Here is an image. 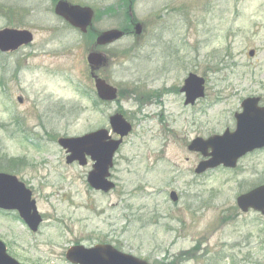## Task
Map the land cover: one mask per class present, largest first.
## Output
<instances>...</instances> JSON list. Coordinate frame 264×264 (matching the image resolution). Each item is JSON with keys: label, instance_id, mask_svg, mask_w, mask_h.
Returning <instances> with one entry per match:
<instances>
[{"label": "rangeland", "instance_id": "1", "mask_svg": "<svg viewBox=\"0 0 264 264\" xmlns=\"http://www.w3.org/2000/svg\"><path fill=\"white\" fill-rule=\"evenodd\" d=\"M54 1L0 0V31L34 35L0 53V172L32 190L44 219L33 233L17 212L0 210L10 255L70 264V248L109 244L149 264H264V217L236 205L264 185V150L201 176L203 158L188 150L196 138L234 129L246 98L264 103V0H134L147 29L141 42L98 48L110 59L98 75L120 92L114 103L98 99L90 75L94 34L58 18ZM68 1L97 12L95 30L129 27V0ZM191 73L206 80V97L186 107L180 89ZM117 113L133 131L111 171L116 188L104 194L87 183L91 165H68L57 140L112 134Z\"/></svg>", "mask_w": 264, "mask_h": 264}, {"label": "water", "instance_id": "2", "mask_svg": "<svg viewBox=\"0 0 264 264\" xmlns=\"http://www.w3.org/2000/svg\"><path fill=\"white\" fill-rule=\"evenodd\" d=\"M55 13L82 33H87L88 29L92 28L95 17L92 8L71 5L66 0L58 2ZM143 31V25L137 23L134 25L132 33L139 37ZM124 35L119 30L101 32L98 33L97 44H112ZM33 40V34L29 31L4 29L0 31V51L12 53L31 44ZM250 55L253 56L254 52H251ZM107 64L108 59L103 54L92 53L89 56L92 73ZM93 76L99 99L104 102L116 101L118 90L106 81ZM182 92L186 95L185 105H194L198 99L205 97V80L193 74L189 75ZM259 101V99H248L243 102L244 113L236 115L237 129L234 133L227 131L223 136H214L208 140L197 138L190 144L189 151L200 153L206 159L197 167L195 171L197 175H202L221 166L235 169L240 159L251 152L264 148V108L258 107ZM110 125L113 133L120 139H112L106 129H101L81 137H63L58 141L60 147L68 155V165L77 162L80 166H85L88 157L94 162L87 182L95 191L104 193H109L115 188V184L109 180L110 171L114 167V158L123 139L132 131L131 124L120 114L110 118ZM32 195V191L16 176L0 173V209L18 211L29 228L33 232H37L42 218ZM170 197L173 202L178 201L175 192ZM237 205L244 213L254 210L264 214V186L240 196L237 199ZM66 259L71 264H149L139 258L123 254L111 245H97L92 248L82 245L74 246L67 251ZM0 264H19L7 254L6 246L1 242Z\"/></svg>", "mask_w": 264, "mask_h": 264}, {"label": "flooded vegetation", "instance_id": "3", "mask_svg": "<svg viewBox=\"0 0 264 264\" xmlns=\"http://www.w3.org/2000/svg\"><path fill=\"white\" fill-rule=\"evenodd\" d=\"M54 1V0H53ZM58 1H60V0H56V1H54V12H55V7H56V3L58 2ZM68 1V0H67ZM58 17V16H57ZM59 18V17H58ZM61 20H63L62 18H60ZM88 34H94V36L96 35V32L94 31V30H92L91 32H89ZM87 34V35H88ZM95 42H96V40H95ZM95 42H94V47H93V49H97V47H96V44H95ZM110 46V45H109ZM106 46H104V47H102V48H105ZM101 53H104V52H102L101 51ZM106 55V54H105ZM107 56V55H106ZM109 58V57H108ZM109 61H110V59H109ZM98 73H99V70L98 71H96L95 73H92L91 72V69H90V75H91V78L93 79V81H94V86H95V78H94V76L93 75H95L96 77H99L98 76ZM261 104H262V101H261ZM234 119H235V114H234ZM235 128H236V119H235ZM234 128V129H235ZM234 129H232V128H230V127H227L226 128V130L225 131H227V130H231V131H233ZM225 131H224V133H225ZM257 153V152H256ZM255 154V153H254ZM89 165H91V168H92V163L90 162V159H89V161H88V164H87V166H89ZM86 166V167H87ZM1 241V240H0ZM4 242V241H3ZM5 243V242H4ZM6 244V243H5ZM6 246H7V244H6ZM7 250H8V246H7Z\"/></svg>", "mask_w": 264, "mask_h": 264}, {"label": "trees", "instance_id": "4", "mask_svg": "<svg viewBox=\"0 0 264 264\" xmlns=\"http://www.w3.org/2000/svg\"><path fill=\"white\" fill-rule=\"evenodd\" d=\"M125 30H128V29H125Z\"/></svg>", "mask_w": 264, "mask_h": 264}]
</instances>
